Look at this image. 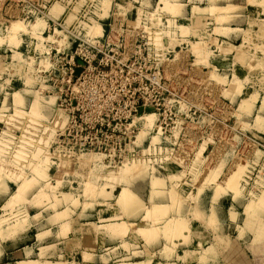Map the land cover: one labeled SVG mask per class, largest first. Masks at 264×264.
<instances>
[{
  "label": "rangeland",
  "instance_id": "1",
  "mask_svg": "<svg viewBox=\"0 0 264 264\" xmlns=\"http://www.w3.org/2000/svg\"><path fill=\"white\" fill-rule=\"evenodd\" d=\"M64 1L63 6L57 3L50 7V13L62 20L69 13L85 10L97 17H138V26L151 34L155 101L149 113L144 112L131 124L135 131L130 145L122 151H108L107 155L60 152L53 141L64 117H59L62 112L56 113V106L51 105L52 82L39 66L43 63L48 67V61L37 59L38 49L44 51V43L55 39L46 38L52 26L48 28L45 18L27 24L15 20L6 31L1 30L0 56H8L6 61L0 57V144H8V148L14 145L16 150L4 148L6 145L0 149V189L3 181L10 180L9 173L18 174V181L12 180L15 184L10 196L17 187H23L18 186L20 178L22 182L34 180L26 181L30 185L33 182L32 186L24 181L23 185L30 188H24L20 198L11 199L6 209L10 211H0L6 214L4 225L18 227L15 232L23 230L31 217L25 208L30 206L31 214L37 212L35 220L43 217L42 210L51 213L49 221L71 220L73 213L80 211L79 222L103 224L99 228L111 235L134 228L141 237L153 239L160 231L175 235L187 228L181 215L168 217L170 210L197 207L201 196L206 200L214 192L215 197H243L247 222L264 227V19L249 20L242 29L224 28L221 24L229 23V18L222 12L235 9L218 6V1L226 0ZM15 22L21 28L10 32ZM95 31L100 32L99 25ZM231 31L238 36L236 40L220 36ZM11 53L13 64L8 63ZM42 53L40 56H47ZM111 56L117 55L108 56V61L115 63ZM15 92L17 96L12 95ZM32 105L39 110L34 111ZM27 129L34 131L24 136ZM43 169L47 175L38 173ZM128 191L133 192L129 203L124 194ZM167 199L171 205L163 204ZM136 201L138 207L133 209ZM142 210L144 220H151L152 225L135 228L131 220ZM91 211L98 214L88 219ZM114 223H120L121 228ZM162 223L161 230L158 224ZM109 224L119 227V232L115 234ZM33 234L31 231L29 236ZM126 241L122 239L119 244L129 249Z\"/></svg>",
  "mask_w": 264,
  "mask_h": 264
},
{
  "label": "built area",
  "instance_id": "2",
  "mask_svg": "<svg viewBox=\"0 0 264 264\" xmlns=\"http://www.w3.org/2000/svg\"><path fill=\"white\" fill-rule=\"evenodd\" d=\"M0 1V31H6L15 20L27 24L45 18L48 28L52 26L46 38L55 39L44 43V51L38 49L37 59L41 62L44 57L48 61V67L43 63L39 66L52 82V106L65 117L55 134L54 148L71 154L107 155L108 151H122L129 146L135 131L131 124L144 112L149 113L155 101L151 34L138 26V17H97L85 10L69 13L62 20L60 15L50 13V7L62 5L64 0ZM96 25L100 32L95 31ZM109 53L117 55L111 56L115 63L108 61ZM7 56L0 57L6 61ZM9 56L8 63L13 64L12 53Z\"/></svg>",
  "mask_w": 264,
  "mask_h": 264
},
{
  "label": "crops",
  "instance_id": "3",
  "mask_svg": "<svg viewBox=\"0 0 264 264\" xmlns=\"http://www.w3.org/2000/svg\"><path fill=\"white\" fill-rule=\"evenodd\" d=\"M218 6L235 8L222 12L223 16L229 18V23L221 24L224 28L242 29L249 20L264 19V0H255V3L247 0L218 1ZM202 18L203 21L207 20L206 17ZM220 36L229 40L238 37L232 31L227 36ZM2 138L0 136V140ZM13 148L14 145L8 150ZM10 175V180L3 181L5 186L0 189V211H10L6 210L8 203L18 190L17 187L10 196V189L15 184L12 180L17 176ZM205 198L203 200L201 196L197 207L183 206L180 211H169L168 217L181 215L186 219L187 228L175 235L160 231L153 239L141 237L134 228L122 235H111L99 228L103 224L94 226L91 225L93 221H89L90 225L79 222L80 211L73 213L71 220L49 221L51 213L42 210L43 217L35 220L33 216L37 212L31 214L33 207L30 206L25 208L31 216L27 225L15 232L18 227L4 225L6 218L2 216L6 214L0 212V218H3L0 220L3 234V237L0 234V264H17L21 261L63 264H121L122 261L124 264H264V227L247 222L243 197L238 200L230 195L215 197L213 192L209 198ZM163 204L171 205V202L167 199ZM94 214L98 212L91 211L87 218L91 219ZM144 214L142 210L131 220L135 228L152 225L151 220H144ZM163 223L158 224L160 229ZM10 229H14V232H8ZM31 231H34L33 236H29ZM125 238L129 249L123 243L119 244Z\"/></svg>",
  "mask_w": 264,
  "mask_h": 264
},
{
  "label": "bare ground",
  "instance_id": "4",
  "mask_svg": "<svg viewBox=\"0 0 264 264\" xmlns=\"http://www.w3.org/2000/svg\"><path fill=\"white\" fill-rule=\"evenodd\" d=\"M16 22H17V21H16ZM16 22H15V24L11 25L12 28L10 27V28H11V31H10V32L13 31L12 29H14V30H18V29H19V27H20V23H22V21H21L20 23H19V22L16 23ZM11 23H12V22H11ZM34 25H35V24H34ZM38 27H39V26H38ZM20 28H21V27H20ZM34 29H36V28H34ZM14 32H15V31H14ZM15 34H16V33H15ZM10 36H11V33H10ZM14 94H16V92L13 93L12 95H14ZM256 94H257V93H256ZM254 95H255V93H254ZM254 95H253V96H254ZM14 96H15V95H14ZM14 96H13V97H14ZM16 96H17V94H16ZM250 97H252V96H250ZM14 98L16 99V97H14ZM248 98H249V97H248ZM253 98H254V97H253ZM246 99H247V98H246ZM247 100H248V99H247ZM250 100H251V98H250ZM5 101H6V100H4V102H5ZM244 101H245V100H244ZM252 101H253V100H252ZM48 102H50V101H48ZM247 102H249V101H247ZM247 102H246V105L248 106V103H247ZM52 103H53V102H52ZM243 103H245V102H243ZM263 103H264V102H263ZM3 104H4V103H3ZM34 104H35V103H34ZM34 104H33V105H34ZM5 105H6V104H5ZM33 105H32V109L35 111L36 108L34 109ZM51 105H52V104H51ZM246 105H245V106H246ZM252 105H253V104H252ZM3 106H4V105H3ZM34 106L37 107L36 105H34ZM261 107H262V106H261ZM3 108H4V107H3ZM3 108H2V109H3ZM37 110H39V109H37ZM37 110H36V111H37ZM58 111H59V110H56V113H57ZM21 112H22V111H21ZM24 113H25V112H24ZM34 114H35V113H34ZM0 115H1V114H0ZM28 115H29V114H28ZM32 116H33V115H32ZM7 117H8V115H7ZM28 117H29V116H28ZM28 117H27V118H28ZM59 117H64L63 113H61V114L59 115ZM33 118H34V117H33ZM34 119H35V118H34ZM55 119H56V118H55ZM29 120H30V119H29ZM31 120H32V119H31ZM31 120H30V121H31ZM36 120H37V119H36ZM64 121H65V117H64ZM31 122H36V121H35V120H34V121L32 120ZM31 122H30V123H31ZM53 123L55 124L56 122H53ZM53 123H52V124H53ZM4 128H5V127H4ZM6 129H7V128H6ZM5 131H6V130H5ZM30 131H31V133H32L34 130L32 131V129H31V130L27 129V131H25L24 134H23V133H22V134H23L24 136H26V135H28V134L30 135V134H31ZM56 132H57V131H56ZM19 137H20V136H19ZM30 137H31V136H30ZM24 138H27V137H24ZM28 138H29V137H28ZM4 142L6 143V141H4ZM19 142H20V141H19ZM0 145H1V144H0ZM3 145H4V143H3ZM3 145H2V146H3ZM5 145H6V144H5ZM5 145H4V146H5ZM7 145H8V144H7ZM7 145H6V147H4V146H3V147L6 148V149H8ZM39 145H41V144H39ZM2 146H1V148H2ZM38 147H39V146H38ZM4 148H3V149H4ZM14 148H15V150H16V147H14ZM19 148H20V147H19ZM19 148H17V150H18ZM19 150H20V149H19ZM18 152H19V151H18ZM18 152H17V153H18ZM23 153H24V152H23ZM20 154H21V153H20ZM27 155H28V154H27ZM23 157H24V156H23ZM27 157H28V156H27ZM29 157H31V156H29ZM24 159H25V158H24ZM28 159H29V158H28ZM2 161H3V160H2ZM23 161H24V160H23ZM24 162H25V161H24ZM0 164H1V163H0ZM1 165H2V164H1ZM3 165H4V164H3ZM8 165H9V164H8ZM9 167H10V166H9ZM9 167H8V170L11 169V168H9ZM1 168H2V167H1ZM6 168H7V167H6ZM6 168H5V169H6ZM34 168H35V167H34ZM39 168H40V167H39ZM13 171H14V170H13ZM39 171H40V169H39ZM41 171H42V170H41ZM44 171H45V170L43 169L42 172H38V173L41 174V173H43ZM35 172H36V171H35ZM114 172H115V171H113V174H114ZM15 173H16V172H15ZM43 174H44V173H43ZM43 174H42V175H43ZM9 175H10V173H9ZM13 175H14V174H13ZM13 175H11V176H13ZM22 175H23V174H22ZM44 175H47V174L45 173ZM14 176H15V175H14ZM17 176H18V174H17ZM17 176H16V178H15V177H13V178L17 179ZM19 176H21V175H19ZM23 177H24V176H23ZM23 179H24V178H23ZM21 180H22V179H21ZM31 180H33V179H28V178H27V179H24L23 182L20 181L22 184H20V183H19V184L22 185L23 187H22V188L20 187L21 189L18 188L17 192H16V193L14 192L13 197H14V198H16V197H17V198H20V197H21V194H23V192H24V191H23L24 188H30V187H28V186L30 185L29 182L27 183L26 181H31ZM17 181H18V180H17ZM24 181H25L27 184H29V185H27V184H26V185H25V184L23 185ZM33 181H34V180H33ZM34 183H35V182H34ZM19 184H18V185H19ZM32 184H33V182H32ZM32 184H31L30 186H32ZM2 185H3V184H2ZM20 185H19V186H20ZM4 186H5V185H4ZM26 186H27V187H26ZM124 189H125V188H124ZM25 190H26V189H25ZM26 191H27V190H26ZM123 191H124V190H123ZM130 193L132 194L133 192H131V191L129 192V191H128V193H127V192L124 193V194H125V197L128 198V200H127L128 203H129V200L133 197V195H131ZM120 194H123V193H120ZM120 196H121V195H120ZM120 196H119V197H120ZM123 196H124V195H123ZM123 196L120 197V198H122V199L124 200ZM11 197H12V196H11ZM13 197H12V198H13ZM130 197H131V198H130ZM127 198H125V199H127ZM134 199H135V198H134ZM14 200H15V199H14ZM14 200H13V201H14ZM13 201H12V202H13ZM118 201H119V200H118ZM127 201H126V202H127ZM132 201H133V200H131L130 202L132 203ZM10 202H11V199H10ZM121 202L123 203V201H121ZM126 202H124V205H125ZM133 203H134V201H133ZM137 203H139V201H136L135 207H134L133 209H136V206L138 207ZM128 205H130V204H128ZM128 205H126V206H128ZM133 205H134V204H132V206H133ZM139 205H140V204H139ZM139 207H140V206H139ZM161 207H162V206H161ZM152 208H153V207H152ZM157 208H158V207H157ZM131 209H132V208H131ZM153 210H154V209H153ZM157 210H158V209H157ZM151 212H152V211H151ZM159 213H160V212H159ZM2 217H5V216H2ZM0 220H3V218H2V219L0 218ZM2 222H3V221H2ZM2 222H1V223H2ZM114 224H115V223H114ZM115 225H116V226H119L120 223H119V225H117V224H115ZM109 226H110V227L113 226V227H111V228H112V229L114 228V229H115V231L113 230L114 233H115V232L117 233L118 230L116 231V229L119 228L121 225H120L119 227H117V228H116L114 225H112V224H111V225L109 224ZM105 227H106V226H105ZM110 227H109V228H110ZM111 228H110V229H111ZM120 228H121V227H120ZM106 229H107V228H106ZM176 229H177V228H176ZM120 230H121V229H120ZM172 230H173V227H172ZM107 231H108V230H107ZM109 231H110V230H109ZM113 231L111 230V232H113ZM181 231H182V230H181ZM118 232H119V231H118ZM116 233H115V234H116Z\"/></svg>",
  "mask_w": 264,
  "mask_h": 264
}]
</instances>
